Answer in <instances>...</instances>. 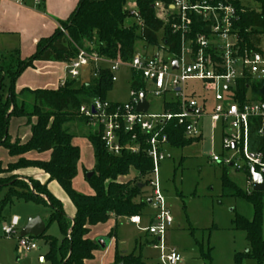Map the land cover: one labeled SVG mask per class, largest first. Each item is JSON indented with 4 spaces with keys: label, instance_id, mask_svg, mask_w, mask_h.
I'll return each mask as SVG.
<instances>
[{
    "label": "trees",
    "instance_id": "trees-1",
    "mask_svg": "<svg viewBox=\"0 0 264 264\" xmlns=\"http://www.w3.org/2000/svg\"><path fill=\"white\" fill-rule=\"evenodd\" d=\"M128 0H80L76 9L67 20L59 21L55 33L42 38L36 51L27 59L20 60L15 70H8L10 89L8 96L2 90L5 78V67L0 64V146L6 147L13 156H22L28 152H51L49 161H32L23 157L7 168L0 167V191L7 189L6 196L0 203V213L14 200L32 201L50 207L52 214L49 225L56 221L59 223L63 238L58 240L46 235V231L39 236L45 238L49 251L45 254L46 264H85L87 259L93 257L94 252L101 247L97 241L88 237L90 227L106 223L115 217L143 216L149 200L144 196L145 187L150 185V174L153 162L147 153L140 151L132 153L124 150L120 155L110 154L96 130L88 135L92 144L95 164L93 175L87 178L94 190L93 195L77 193L72 188V180L77 176L80 161V149L72 143L73 134L66 127L73 120L87 123L79 114L80 106L91 99H107L114 82L112 73L108 68L91 66L89 81L75 87L76 79H68L64 85L57 89H24L35 97L33 110L26 111L25 104L15 101L14 85L23 71L33 67L36 61H56L68 63L78 54V48L84 46L85 41H96V51L106 59L113 60L120 57L129 61L137 52L136 41L140 39L153 46H159L160 36L171 47V51L179 53L180 37L173 34L156 15L155 5H166L173 0H137L141 17L144 19L142 32L138 26L124 27V21L129 15L126 10ZM264 12V0H260ZM199 21L195 22V28ZM252 28L253 32H262L264 18L262 14L248 12L244 15L242 29ZM131 87L141 91L143 83L139 78L133 77ZM246 84H241V86ZM243 86V90H245ZM261 85L254 86V93L259 94ZM174 112L176 106H167ZM12 115L35 117L36 122L31 128V137L26 142H12L8 133V123ZM187 126L172 120L166 125L169 145L185 147L197 143L202 137H186ZM36 166L42 168L51 180H57L69 193L74 205L75 216L69 219L63 210L62 204L48 190L46 184L29 179L27 184L14 171L22 167ZM228 169L222 175L223 190L229 196L240 197L247 200L253 207L251 219L236 214L234 224L236 229L246 233L250 248L244 254L237 255V260L245 257L256 259L259 264L264 260L263 214L264 192L252 191L248 193L236 182L228 178ZM134 172V173H133ZM133 173L132 178L121 180L122 177ZM142 186V187H141ZM46 197V199L44 197ZM139 199V200H137ZM116 234L113 229L108 237ZM116 264H144L141 256L134 254L118 255Z\"/></svg>",
    "mask_w": 264,
    "mask_h": 264
},
{
    "label": "built area",
    "instance_id": "built-area-1",
    "mask_svg": "<svg viewBox=\"0 0 264 264\" xmlns=\"http://www.w3.org/2000/svg\"><path fill=\"white\" fill-rule=\"evenodd\" d=\"M155 8L163 27L180 37L179 53L171 51L159 35V46L145 41L144 51H137L129 61L120 57L109 60L98 54L96 41H85L77 56L66 63L67 78L61 85L68 79L80 78L91 66L108 68L114 83L118 72L126 67L131 72V83L133 77L143 83L141 91L131 87L128 102L94 98L80 106L79 114L101 132L110 154L144 151L152 160L151 203L158 213L145 231L158 238L154 247L160 252V264H179L181 255L164 246L165 233L173 224L158 181L164 146L169 144L166 125L177 120L187 126L186 137L198 138L203 137L205 117L210 118L219 127L222 147L221 154L212 155V162L242 173L246 191H253L251 170L264 178V29L245 30L242 23L246 13L256 12L264 18V12L260 0H173L168 5L157 3ZM126 10L129 15L124 27L138 26L142 32L145 23L138 6L134 4ZM150 47L152 51H148ZM241 84H246L245 90ZM255 85H261L259 96L254 93ZM141 93L149 103L146 112L137 110ZM149 94L158 98L170 96L163 103L162 113L150 111ZM166 105L176 106L179 111L168 110ZM211 106L212 112L207 114L206 109ZM130 222L139 225L141 216L130 217ZM4 233L16 234L13 227H5ZM18 244L23 252L38 247L31 235L20 236Z\"/></svg>",
    "mask_w": 264,
    "mask_h": 264
},
{
    "label": "rangeland",
    "instance_id": "rangeland-1",
    "mask_svg": "<svg viewBox=\"0 0 264 264\" xmlns=\"http://www.w3.org/2000/svg\"><path fill=\"white\" fill-rule=\"evenodd\" d=\"M134 4L138 6L137 0H128L125 7ZM150 48L151 50L148 51H152L153 47ZM136 49L141 53L144 51V42L140 39L136 41ZM6 65L5 78L2 82L5 97L8 96L10 89L8 70L16 69V66L8 65L7 67ZM90 70L91 67L86 68L83 75L75 80V87L89 81ZM117 75L118 81L108 92L107 99L111 102H128L131 91V72L125 67ZM29 78L31 77L28 74L22 79L18 78L14 85L15 101L19 105L24 103L28 112L33 110L35 104L34 95L23 91ZM191 84L195 85L193 82ZM147 98L151 105L150 111L162 113L163 103L170 99V96L158 98L149 94ZM212 108L213 106L206 109L207 114L212 112ZM35 122V117L12 115L8 123L11 141L19 140L23 143L29 140L28 133ZM203 126V137L199 142L185 147H173L169 144L164 146V159L160 162L158 173L159 189L173 217V224L164 236V246L167 249H175L181 255L182 261L179 264H259L256 259L250 257L237 260V255L246 253L250 245L246 233L236 229L234 219L236 214L251 219L253 207L247 200L229 196L223 190L222 175L225 168L220 163L212 162V155L222 153L221 132L218 125L213 124L208 117H205ZM65 128L73 134L72 143L80 149V164L77 176L72 180V188L79 194L92 195L94 190L86 179L87 174L94 168L93 149L88 135L95 132L97 128L93 124L79 120L71 121ZM3 152L5 151L0 153V159L4 156ZM34 161L45 162L46 160ZM31 168L34 169L31 170ZM21 169L22 174L39 182H41L39 177L47 174L42 168L36 166H27ZM227 172L231 181L246 190L247 183L242 173L233 169H228ZM133 173L122 177L121 180L132 178ZM18 178L29 184L26 178L20 176ZM43 184H46L48 190L60 201L65 215L69 219L74 218L75 205L63 185L57 180H51L50 177ZM7 191V189L0 191V203ZM144 196L146 200L152 199L153 188L151 185L145 187ZM44 198L46 199V197ZM157 213L158 210L154 203H148L144 210L143 223L140 226L132 224L129 217H112L106 223L92 226L89 237L94 241L104 243L105 247L101 246L96 250L93 257L87 259L86 264L116 262V253L121 256L124 251L141 256L144 264H160V252L154 247L158 239L145 231V228L150 227L151 217ZM51 214L50 207L32 201L14 200L12 204L8 205L0 213V264H46L43 258L49 251V245L45 238L34 237L38 247L30 252L21 251L18 240L21 231L31 219L40 217L47 225L50 223ZM5 227H13L16 234L6 235ZM112 229L115 230L116 237H113L109 244L111 238L108 237V234ZM46 235L61 240L63 234L59 223L52 222L47 228ZM107 246L109 248L105 251ZM128 253H124V255ZM262 264H264V260Z\"/></svg>",
    "mask_w": 264,
    "mask_h": 264
},
{
    "label": "crops",
    "instance_id": "crops-1",
    "mask_svg": "<svg viewBox=\"0 0 264 264\" xmlns=\"http://www.w3.org/2000/svg\"><path fill=\"white\" fill-rule=\"evenodd\" d=\"M79 1L41 0L37 4L35 0H0V64L4 67L6 64L7 67L8 65L17 67L20 60L27 59L33 55L38 42L42 38L49 37L55 33L59 26L58 22L67 20L76 9ZM27 74L31 78L27 80L23 90L57 89L67 78L66 63L36 61L34 66L25 69L19 78L22 79ZM28 134L31 137V129ZM3 150L5 151L3 152L4 156L0 159V167L2 168H7L10 163L17 162L21 157L33 161L41 159L49 161L51 157V152L39 153L31 151L22 156H13L8 153L6 148L0 147V153ZM14 173L29 181V177L22 174V169L16 170ZM48 178L49 175L46 174V176L39 177V180L44 183ZM143 218L144 215L141 216V223L138 226L143 223ZM150 220L153 221V217ZM113 237H116V234L111 237L109 244H111ZM108 246L105 248V251L108 250ZM124 253H128V251H124L123 255ZM87 261H85V264ZM108 264H116V262L111 261Z\"/></svg>",
    "mask_w": 264,
    "mask_h": 264
},
{
    "label": "water",
    "instance_id": "water-1",
    "mask_svg": "<svg viewBox=\"0 0 264 264\" xmlns=\"http://www.w3.org/2000/svg\"><path fill=\"white\" fill-rule=\"evenodd\" d=\"M174 66L177 67V62H174ZM261 94L264 95V86L261 88ZM139 104L137 106V110L141 111V112H146L149 109V103L147 102V100L145 99V96L143 93L140 94L139 96ZM93 175V171L89 172L87 174V178H91V176ZM251 177L253 180V191H259V192H264V178L261 174L255 172L254 169L251 170ZM142 187V186H141ZM152 201L149 200L148 203H151ZM46 231V224L43 221V219H41L40 217H35L33 219H31L28 224L23 228V230L21 231V236H27V235H31L34 237H39L41 236L44 232ZM102 247H105L104 243H101ZM44 260V258H43Z\"/></svg>",
    "mask_w": 264,
    "mask_h": 264
}]
</instances>
